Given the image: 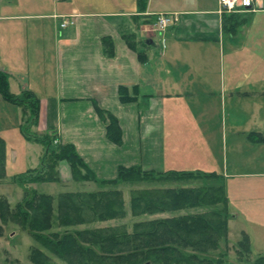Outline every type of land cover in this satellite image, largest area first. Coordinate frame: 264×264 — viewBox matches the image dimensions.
<instances>
[{"label":"crops","instance_id":"1","mask_svg":"<svg viewBox=\"0 0 264 264\" xmlns=\"http://www.w3.org/2000/svg\"><path fill=\"white\" fill-rule=\"evenodd\" d=\"M158 14H174L176 18L162 33L155 26ZM249 15L253 16L252 26L259 22L263 27L264 10L220 13L218 0H0V74L6 78L9 95L28 93L31 100H38V123L30 130L38 135L55 132L57 143L73 145L99 179H114L119 167L131 166L157 174H208L209 178L200 181L206 183L204 187H223L227 207L230 197L240 205L247 202V179L263 181L257 184L259 191L252 188L253 207L264 198V125L246 127L250 119L230 113L228 117L233 118L227 137V115L222 116L217 149H226L230 139L242 142L251 156L246 167H240L234 157L231 168L226 154L224 164L221 160L215 164L209 136L197 129L194 121L184 120L199 132L197 138L186 133L188 127L180 138L175 127L169 128L172 117L182 118L179 114L190 118L205 114L193 110L192 101L196 98L204 106L217 80L218 95L224 102L252 93L253 104L264 114V79L208 77L209 63L205 62L214 48L217 66H223L226 42L238 45L241 40L236 38L250 33L264 36L259 24V29L238 31L246 24L241 17ZM64 20L73 23L62 28ZM120 94L132 101L121 103ZM2 95L0 91L2 107L7 102L25 117L31 116L28 104L11 103ZM75 100L112 102L109 110L100 109L117 119L121 144L107 140L105 125H100L96 115L85 121L74 117L77 109L73 103L59 106L61 101ZM140 105L145 106L141 113ZM225 111L223 107L222 113ZM33 143L41 149L32 148L38 160L27 171L38 169L46 154L44 146ZM65 163L58 164V172L63 169L64 182L69 183L71 174ZM235 163L251 172L240 173ZM243 212L229 214L230 220H243Z\"/></svg>","mask_w":264,"mask_h":264},{"label":"trees","instance_id":"2","mask_svg":"<svg viewBox=\"0 0 264 264\" xmlns=\"http://www.w3.org/2000/svg\"><path fill=\"white\" fill-rule=\"evenodd\" d=\"M3 98L14 104H28L31 116L26 117L24 134L27 140L44 146L46 154L38 169L15 176L13 182L23 185L22 201L11 207L0 199L2 225L13 223L25 231L38 245L29 252L31 264H53L52 259L65 264H226L229 258L227 198L223 187L149 188L133 190L130 215L140 217L203 208L201 213H188L170 218L138 221L131 231L125 225L88 227L126 217L123 195L115 189L120 184L166 183L202 180L210 176L199 173L165 172L157 174L141 166L119 167L116 177L101 180L85 163L71 144L60 145L55 132L28 134L26 129L38 123V100L32 94L19 97L8 94L6 78L0 74ZM122 93V92H121ZM121 103L132 101L120 94ZM106 138L120 145L122 132L117 119L99 107ZM66 162L74 183H95L114 189L63 192L57 197L40 193L30 187L33 183H61L58 164ZM0 160V180H3ZM203 177V178H202ZM22 187V186H21ZM84 226L82 228H79ZM0 226V231H1ZM237 264H249L251 253L247 237L236 247ZM219 258H212L213 255ZM11 264V263H6ZM251 264H264L260 256Z\"/></svg>","mask_w":264,"mask_h":264},{"label":"rangeland","instance_id":"3","mask_svg":"<svg viewBox=\"0 0 264 264\" xmlns=\"http://www.w3.org/2000/svg\"><path fill=\"white\" fill-rule=\"evenodd\" d=\"M243 17V18H242ZM241 19L246 20V24L240 28L238 31H246L250 28L259 29L257 26L261 24L258 22L256 25L252 26V17L253 16H242ZM264 18V17H262ZM263 20V19H261ZM264 28V24L263 27ZM253 29V30H256ZM237 41H240L238 45L232 43H225L224 46V63L223 66H217L218 58L217 52H215L214 48H211L208 58L205 62H208V72L210 75L208 77L215 76H224V79L228 78H259L264 79V36L260 35L258 37L254 36L253 33L245 34L244 36L237 37ZM253 53L260 56V60L253 56ZM262 60V61H261ZM216 84H220V81L217 80ZM214 85L211 86L213 90L212 97L206 102L203 106V101L200 102L194 99L192 101L193 110L200 111L202 113L204 111L205 114H201L200 117L193 118L190 116H184L179 114L178 116L182 118H171L169 125L170 127L176 128V136L177 138L183 137L185 134L183 129L188 127L186 133L191 135L192 138H197L199 136V132H195V128L190 126L189 123H186L184 120H188L190 123L195 122L197 129L200 127L203 131V134L209 136L210 145L213 147L212 151L214 153V160L216 163L220 160L224 164L225 160L223 155L226 154V162L228 167H232V162H234V157L238 163H240V167H246L247 163L250 164L251 156L248 154V149L246 150L242 146L244 144L239 142H231L228 139L227 148L223 150V148L219 150L217 149V140L220 142L219 134L220 133V120L222 116L227 115L224 120H226V128H227V137L230 135L229 133V122L230 119L228 116L231 114L237 115V117L244 118L245 120H251L247 124L246 127L250 125H264V114L261 115L256 105L253 104L255 99V94L252 93L248 97H240L236 99L233 97V101L230 99L224 102V97L222 99L219 97V88L220 86ZM259 88V87H258ZM197 93V92H196ZM258 94V97L263 96ZM74 104V108L77 111L72 113L74 117L83 118L85 121L88 120L91 115H96L100 121V125L104 126L102 117L99 115V111L96 109L102 108L109 110L113 107V103L110 101H93V100H75V101H61L59 102V106H64L65 104ZM103 106H101V104ZM151 103V102H150ZM225 103V104H224ZM3 107L0 105V160H2V166L4 171L3 180H0V199L4 198L8 201L11 207H14L16 203L22 201L24 196V186H18L13 182V178L15 176L23 175L27 170L35 167V161L37 162V158L35 159V153L32 148L34 147L36 150H40L41 147L32 141L26 139L24 134L25 114H23L20 110L17 111V107L10 103H3ZM200 106V108H199ZM224 107V111L222 113V109ZM205 109V110H204ZM139 113L145 110L144 105L138 106ZM138 110L136 112H138ZM259 111V112H258ZM61 112V111H59ZM106 112V111H105ZM103 110V115L106 113ZM153 112V111H152ZM95 113V114H94ZM176 114V112H175ZM224 114V115H222ZM74 118L69 115L65 117ZM177 116V117H178ZM259 116V117H258ZM19 117V118H18ZM252 117V118H251ZM19 119V120H18ZM243 119V120H244ZM23 120V121H22ZM64 115L59 117L58 122L59 126L63 123ZM179 120H181L179 122ZM21 125L18 124L21 123ZM178 122L175 123V122ZM119 125V124H118ZM120 128V127H119ZM34 132V129H26V133L31 134ZM194 132V134H193ZM42 134H45L42 132ZM39 134V135H42ZM29 142V143H28ZM198 145V144H196ZM32 146V147H31ZM216 151H215V150ZM264 149V146L262 147ZM238 151V152H237ZM240 152V153H239ZM245 154V155H244ZM241 155V156H237ZM219 156V157H218ZM250 161V162H249ZM180 163V162H178ZM184 163V162H183ZM66 164V163H65ZM237 164L235 163V166ZM188 166V165H187ZM66 167L68 168L67 164ZM240 173H249L251 170H246L245 168H240L236 166ZM67 173V172H66ZM59 177L61 179V183H33L30 184L31 188L34 190L52 195L57 197L58 194L63 192H76V191H99V190H108L114 189L111 186L100 187L95 183H79L75 184L72 182H64L63 178H66L65 172L63 169H60ZM111 180V179H110ZM244 182V180H243ZM257 181L252 179H247V188L250 192H247L248 197L246 198L247 202L243 205H240L239 202H236L235 198H231L228 200V214L232 215L234 213H238L240 211H244L243 220L241 221H231L230 216L228 219V248H229V258L226 260V264H237L238 256L236 255V247L238 243L243 240L244 233L247 235V240L249 241V246L251 253L248 255V260L246 259V263L251 264L254 260L262 255H264V198H261L263 202L260 204L253 205V195L251 193L252 188L256 191H259L257 186L259 185ZM203 181L200 180H184L180 182H166V183H138V184H120L115 189L120 190L123 195L124 200V208L126 212L125 218H120L117 220H111L106 223H95L88 225V227H105L108 225H125L128 231H131L132 225L138 221H145L151 219H159V218H170L175 216H181L190 213H201L203 212V208H195L189 209L185 211H179L174 213H164L157 214L153 216H140V217H132L130 215V196L133 190L140 189H149V188H210V186H205ZM208 183V182H207ZM258 184V185H257ZM234 196L238 195V193ZM249 199V200H248ZM258 199V198H257ZM256 200V198H255ZM257 202V201H256ZM258 203V202H257ZM1 231H0V264H31L29 261V252L32 247H38V245L31 239V237L23 231L19 226L15 224H7L2 225L0 221ZM81 226L79 228H82ZM219 258V255H213L212 258ZM214 258V259H215ZM53 264H65L57 259H52Z\"/></svg>","mask_w":264,"mask_h":264},{"label":"built area","instance_id":"4","mask_svg":"<svg viewBox=\"0 0 264 264\" xmlns=\"http://www.w3.org/2000/svg\"><path fill=\"white\" fill-rule=\"evenodd\" d=\"M218 8L220 13H239L244 10H264V0H218ZM175 21L176 18L174 14H158L155 24L156 30L162 33ZM72 23L71 20H64L61 23V27H67Z\"/></svg>","mask_w":264,"mask_h":264}]
</instances>
